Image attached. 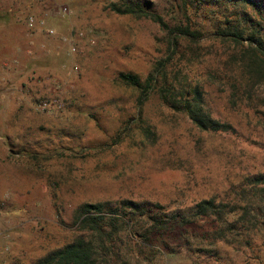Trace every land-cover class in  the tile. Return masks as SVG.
<instances>
[{
	"label": "rangeland",
	"instance_id": "374dc122",
	"mask_svg": "<svg viewBox=\"0 0 264 264\" xmlns=\"http://www.w3.org/2000/svg\"><path fill=\"white\" fill-rule=\"evenodd\" d=\"M122 2L168 24L183 21L177 0H0V264H31L70 242L83 202L171 208L231 198L245 176L264 171V127L253 120L264 106L233 111L229 84L214 72L229 52L212 36L223 1L187 12L204 39L190 75L202 81L212 115L232 124L221 134L198 131L154 95L136 115L137 93L117 75L144 79L165 47L155 23L109 9ZM208 225L147 245L127 241L115 264H264V224L249 234L250 246L235 234L238 242L209 245L201 239Z\"/></svg>",
	"mask_w": 264,
	"mask_h": 264
},
{
	"label": "trees",
	"instance_id": "16d2710c",
	"mask_svg": "<svg viewBox=\"0 0 264 264\" xmlns=\"http://www.w3.org/2000/svg\"><path fill=\"white\" fill-rule=\"evenodd\" d=\"M222 1V19L215 25L212 36L222 46L226 45L229 52L221 61L222 67L214 72L229 84V108L255 114L264 106V0ZM203 3L204 0H177L175 9L183 21L176 20L173 24L139 3H109L114 13L155 23L165 47L164 57L153 63L144 79L131 73H119L117 81L137 93V116L149 95H154L161 106L171 114L183 115L198 131L228 133L233 131L229 119L212 115L202 81L190 75V68L202 62V55L196 54L195 48H199L204 39L187 12L199 9ZM261 114L253 116V120L264 127V112ZM142 132L147 136V128ZM118 139L119 134H116L114 142ZM180 204L168 208L157 202L127 199L83 202L74 210L73 239L31 264H115L122 258L127 241L147 245L156 236L181 238L202 220L208 221L209 227L201 233V239L207 240L209 245L238 242L231 236L235 234L236 238H241L239 243L243 241L250 246L249 234L264 224V171L245 176L231 198L209 196L190 205Z\"/></svg>",
	"mask_w": 264,
	"mask_h": 264
},
{
	"label": "built area",
	"instance_id": "2783aa9c",
	"mask_svg": "<svg viewBox=\"0 0 264 264\" xmlns=\"http://www.w3.org/2000/svg\"><path fill=\"white\" fill-rule=\"evenodd\" d=\"M28 24H29V25L33 24V19H32V18H29V19H28ZM52 33H53V31H51V30H48V31H47V34H52ZM61 40H62L63 42H65L67 39H66V38H62ZM70 50L73 51V48H70ZM43 105H44V104H43Z\"/></svg>",
	"mask_w": 264,
	"mask_h": 264
}]
</instances>
